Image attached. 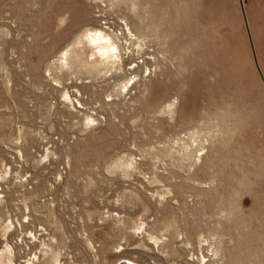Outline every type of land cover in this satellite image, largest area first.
<instances>
[{
    "label": "rangeland",
    "instance_id": "374dc122",
    "mask_svg": "<svg viewBox=\"0 0 264 264\" xmlns=\"http://www.w3.org/2000/svg\"><path fill=\"white\" fill-rule=\"evenodd\" d=\"M128 261L264 264V0H0V264Z\"/></svg>",
    "mask_w": 264,
    "mask_h": 264
},
{
    "label": "bare ground",
    "instance_id": "6f19581e",
    "mask_svg": "<svg viewBox=\"0 0 264 264\" xmlns=\"http://www.w3.org/2000/svg\"><path fill=\"white\" fill-rule=\"evenodd\" d=\"M90 37L93 41L101 43L100 49L106 54L110 51H117V46L111 41L108 35L100 28L96 29ZM115 53V52H114ZM123 264H138L134 261H128Z\"/></svg>",
    "mask_w": 264,
    "mask_h": 264
}]
</instances>
